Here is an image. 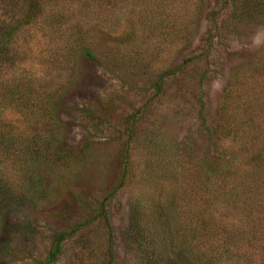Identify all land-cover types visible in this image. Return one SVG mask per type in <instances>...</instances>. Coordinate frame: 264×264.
<instances>
[{
	"label": "rangeland",
	"instance_id": "rangeland-1",
	"mask_svg": "<svg viewBox=\"0 0 264 264\" xmlns=\"http://www.w3.org/2000/svg\"><path fill=\"white\" fill-rule=\"evenodd\" d=\"M50 6L66 9L60 28L25 33L17 48L31 84L0 70V159L21 149L11 163H20L14 166L20 173L25 167L33 184L5 214L0 264H38L54 233L82 223L87 226L62 243L52 264H103L109 240L111 264H141V250L121 240L132 212L146 219L152 235L150 212H176L181 225L192 212H204L209 226L224 227L215 256L228 252L234 264H264V139L254 145L263 155L247 162L253 151L243 140L258 134L252 121L261 129L264 116L218 111L235 70L244 84L248 67L264 68V0H57ZM170 24L188 28V46H162L156 30L147 29L168 31ZM69 35L101 45V58L110 62L71 59L60 43ZM117 41L122 53L113 52ZM203 50L204 61L165 76L162 94L155 93V74ZM258 77L252 84L260 94L264 69ZM39 186L42 198L35 197Z\"/></svg>",
	"mask_w": 264,
	"mask_h": 264
},
{
	"label": "trees",
	"instance_id": "trees-1",
	"mask_svg": "<svg viewBox=\"0 0 264 264\" xmlns=\"http://www.w3.org/2000/svg\"><path fill=\"white\" fill-rule=\"evenodd\" d=\"M56 1L57 0H0V70L10 74H18L20 79L17 81L21 85L29 86L33 79L27 74L26 71L20 68V52L17 50L19 43L23 41L21 39L25 33H37L43 29H48L54 33L60 28V24L63 22L60 20L63 18V16H65L66 12L64 11H66V9H59L57 6H50L51 3H55ZM170 25L171 26L167 29L168 31L163 30L165 27H159V25H156L157 29L154 28L155 25H151L147 27V29L149 33H155L156 30V42H159L162 44V46L165 44V41L168 43L172 42L173 45L176 46L178 44L188 46L192 40V37L187 35L188 28L176 24ZM70 29L75 30L74 32L77 34L82 32L80 29H77V26L71 25ZM18 36H20L18 39L19 41H15ZM85 39V37L80 35H69V37H66L60 43H62V48L66 51L65 53L71 59L74 58V55H78L82 56V58L89 59L94 63L100 64L105 61V63L108 64L110 60H104L105 57L101 58L102 56H105L102 55L104 51L100 50L101 45L97 44L96 42H92L91 39L87 41ZM121 42H115L116 47H112L113 52L115 51L117 53H122V50L117 45ZM102 48L107 50L106 46ZM206 49L207 46L204 50ZM204 50L200 55L198 54L194 57H188L182 60V63L175 64L174 66L172 65V67L164 69L158 74H155L153 79L150 81V86L154 89L155 93L162 94V80L165 76L173 74L176 69L185 68L196 61H204L206 59V51ZM121 65L123 66V64ZM253 66L248 67V69L252 68L255 73H252V71L248 72V75L246 76L242 75L240 80L244 84H238L237 82V77L240 74V71H238L239 68L231 75L230 81L223 88L221 105L218 110L221 112L220 116L223 114L226 116L230 115L231 112L238 111L237 109L240 108H242L241 114L243 117L251 115L252 112L260 113L264 116V92L260 94L256 93L255 88L257 86L256 84H252L253 80L261 79V77L258 76L263 72L264 68L261 65L258 67ZM200 75L202 78L204 73H201ZM237 85H241L243 88L245 87L246 90L241 92L238 88H236ZM252 124L253 129H251V132H256L258 134L255 136H245V138L243 137V140L249 143L250 151H253L250 153L249 158L245 162L255 158L259 159V157L263 155L262 153L259 154V149H255L254 145L258 139H264V125L261 124V129H259V127L255 125V122L253 123L252 121ZM1 128H3L2 124ZM7 149L11 148L8 147L5 150ZM4 153L11 156L6 157L5 160L0 159V232L5 225V214L7 211H9L11 207L20 205V203L26 199L23 189L26 192L27 187H33V184L30 183L25 172L26 168L24 167V171L20 173L21 170L14 167L20 163L15 160L14 164L11 163L12 157L16 159L21 157V149L17 152L11 151ZM126 153L127 152L122 149V152L119 154L122 158H119L122 167L127 165ZM214 171L215 169L213 165L208 166L207 174L209 178H212L211 173ZM12 172H14V174H11ZM17 173H20V175H16ZM14 175L17 176V178H19L21 181L25 182H19L17 184V182L12 181L11 177ZM262 176L264 177L263 166ZM35 190L37 194L35 197L42 198V195L40 194L43 192V189L39 186ZM154 209H156V206H154ZM157 209L160 208L157 207ZM132 213L133 214H131L129 218V224L127 228L122 232L121 240L126 248L141 250L139 251V253L143 255L141 264L233 263L232 259L234 257L227 254L228 252L223 253L222 257L215 256V254L212 253L214 241L218 238L217 231H224V227L221 225V223L217 222L212 223L214 224L212 227L209 226L207 221H205L204 212H192L191 219L187 218L188 222L184 223V225H181L180 221H178V218L175 217L177 216L176 212H150L152 220H148V222L150 225H153L156 228V235H152L150 233V228H146L147 223L145 218L140 216L138 212ZM183 214L184 215L182 216H189L185 213ZM210 216L215 217L216 212H210ZM85 226H87V224L82 223L78 226H74L68 232L59 231L54 233L50 245L46 250V255L38 264H52L61 253L62 243L72 236L77 230ZM110 244L111 241L109 240L108 245L110 246ZM108 245L106 246L105 250L108 260L103 264L112 263V258L110 259V255H112L110 248L111 246L108 247ZM202 245H205L204 248H206V251L202 250ZM235 263L237 264L236 261Z\"/></svg>",
	"mask_w": 264,
	"mask_h": 264
}]
</instances>
